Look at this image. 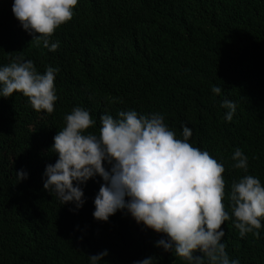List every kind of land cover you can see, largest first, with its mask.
<instances>
[{"label":"trees","instance_id":"1","mask_svg":"<svg viewBox=\"0 0 264 264\" xmlns=\"http://www.w3.org/2000/svg\"><path fill=\"white\" fill-rule=\"evenodd\" d=\"M12 4L0 0V65L23 56L41 74L57 68L58 99L46 114L21 93L0 97V264H88L104 250L106 264L148 256L187 264L155 246L163 233L125 212L95 220L99 177L84 186L77 212L44 190L45 166L57 159L53 137L74 107L90 112L96 126L88 131L97 133L101 114L158 112L177 137L188 126L190 143L223 163L222 203L231 215V183L245 174L231 166L236 148L248 157L247 174L264 184V0H78L72 19L49 38L59 42L55 51L31 41ZM223 100L237 106L231 122ZM21 169L28 178L18 182ZM232 219L222 225L229 258L264 264V227L259 237L241 238Z\"/></svg>","mask_w":264,"mask_h":264},{"label":"clouds","instance_id":"2","mask_svg":"<svg viewBox=\"0 0 264 264\" xmlns=\"http://www.w3.org/2000/svg\"><path fill=\"white\" fill-rule=\"evenodd\" d=\"M78 0H13L12 13L23 30L37 45L55 51L59 42L50 37L70 21ZM59 70L46 67L38 72L32 60L23 56L0 65V97L21 93L36 112L51 114L58 99L55 77ZM214 94L222 89L212 87ZM224 119L231 122L236 104L223 100ZM64 126L53 137L51 151L55 163L45 166L43 188L62 204H71L77 212L86 202L84 186L91 179L102 183L96 193L92 213L95 220L107 222L118 211L125 212L138 224L167 239L155 246L175 253L187 264H240L230 259L222 225L232 219L241 238L259 237L264 227V184L247 174L248 157L236 148L231 166L244 175L231 183L228 193L231 215L225 198V167L206 150L190 143L192 130L182 126L177 137L158 112L139 114L121 110L114 118L101 114L99 131H88L96 120L82 107H74L63 117ZM18 182L28 178L26 170L16 172ZM201 255H195V253ZM108 251L88 256V264H106ZM155 257L134 261L154 264Z\"/></svg>","mask_w":264,"mask_h":264}]
</instances>
